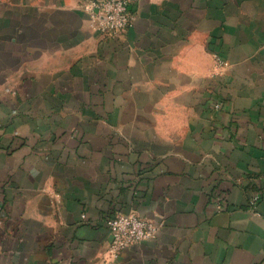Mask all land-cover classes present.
Listing matches in <instances>:
<instances>
[{
  "label": "crops",
  "instance_id": "obj_1",
  "mask_svg": "<svg viewBox=\"0 0 264 264\" xmlns=\"http://www.w3.org/2000/svg\"><path fill=\"white\" fill-rule=\"evenodd\" d=\"M86 1L0 0V264H264V0Z\"/></svg>",
  "mask_w": 264,
  "mask_h": 264
},
{
  "label": "built area",
  "instance_id": "obj_2",
  "mask_svg": "<svg viewBox=\"0 0 264 264\" xmlns=\"http://www.w3.org/2000/svg\"><path fill=\"white\" fill-rule=\"evenodd\" d=\"M130 2L131 0H87L84 10L93 28L104 35L115 36L128 27L133 19ZM215 63L217 66L225 65V62L216 54ZM215 107L219 108L220 104L216 103ZM215 199L217 211L222 210L223 198L218 195ZM259 200V192H252L247 200L248 208L258 215L256 208ZM107 228L110 234L109 251L113 256H117L121 250L132 244L153 239L159 225L135 212H129L117 213L110 217Z\"/></svg>",
  "mask_w": 264,
  "mask_h": 264
}]
</instances>
